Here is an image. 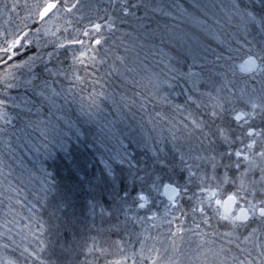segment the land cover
Segmentation results:
<instances>
[{
	"label": "trees",
	"instance_id": "16d2710c",
	"mask_svg": "<svg viewBox=\"0 0 264 264\" xmlns=\"http://www.w3.org/2000/svg\"><path fill=\"white\" fill-rule=\"evenodd\" d=\"M152 1L158 3V0ZM35 2L36 0H0V21L5 22L6 14L8 13L11 18L10 21L13 23L19 20L20 17L27 15L26 19L34 18V22L18 35H23L26 31L33 32L41 23V19L37 15L40 8H38L39 5L34 7L33 3ZM48 2L53 1L49 0L46 3ZM162 3L164 5L160 7H148L146 8L147 11L145 9L140 10L136 14V17L142 18L141 22L146 20L151 29L153 28L154 30L156 25H160L162 31H164V25L168 27L172 22L164 24L163 22L166 21H162L159 10L154 9L173 8L174 16L175 14L179 17L181 16L180 25L183 24L184 26V30H182L183 37L179 39L182 42H179L178 48L183 53L185 70H187V65L193 64V57L196 60L193 69L194 71L199 69L198 72L202 68L209 69L218 67L219 65L230 66L231 71H229L227 79L231 81L229 89L236 96V93L242 86V79H244L243 73L239 76L237 64L247 57L246 53L248 50L261 37L258 35V28L254 25H248L247 31L245 30L244 21L241 19L234 5L240 3L243 7L247 4L254 11L258 12L261 10L260 0H163ZM177 4H179L178 7ZM192 17L204 20V22H197L199 24L193 26L189 22V19H192ZM127 20L130 28H124L128 33H133V35H123L121 31L113 33L110 36L109 44L106 45V47L110 48L107 63L102 66L97 65L96 77H85V82L83 83L73 79L71 75L72 69L69 67L73 63L69 62V58L65 56V53L58 54V58H56L55 46L41 48L35 44L31 45L33 51L29 52L28 55L38 53L42 57V60L35 62L33 71L37 75H40L41 79H48L55 91L60 94L55 96L51 91L48 92L51 103L46 101L48 107L41 119L45 120L50 128L53 126L57 127L58 124L55 125L57 118L68 117L74 124L73 127L77 129L83 128V132L80 130L83 135L84 127L87 125L81 120V117L86 115L82 113L84 111L83 105H76L77 110L68 106L73 103L72 101L76 102L82 97L83 101L86 102V104L84 102L85 107L92 109L94 107L93 101L99 98L97 94L101 92L106 94L107 91L112 89V85L115 84L122 83L124 85V87L119 88L117 91L124 93V96L130 98V100H135L137 93L140 96L148 97L146 91L142 92L140 90L145 89L141 84H131L134 74L132 65L137 66L139 63L151 65L153 59L158 57L160 59L162 45L158 43L160 40H157L158 36L156 37V35L143 37L140 33L141 37L136 38L137 36L135 37L133 30H130L134 29V24L138 21L132 23L135 21L132 17L127 18ZM203 24H206V27L208 26V30L203 29ZM224 25L226 28L223 30ZM138 29L140 30V28ZM179 29H177V32L173 30L171 35H177ZM23 43L26 48L29 47L26 42ZM125 45H128L130 48L127 52L125 51ZM7 46L8 42L0 43V48ZM17 48H19V45ZM48 53L53 54L51 60H49ZM111 56L114 58V62ZM117 56L124 57L123 62L117 60ZM217 57H220V59L217 60ZM228 57H231V59H228ZM0 58L7 61V63H0V98H4L5 96L9 98L7 111L9 117L12 118L16 117L19 111V109L12 106L13 103L19 102L25 94L33 96V98L35 97L31 87H7L9 84L7 79L16 70L27 73L32 72L23 63L28 59V56L23 54V49H20V56L18 58L13 57L11 60H8V57L4 56L2 52H0ZM115 60L117 62L115 65L116 69L119 67L121 69L119 68L120 70L113 72L110 77L105 76V73L112 70L110 66L113 65L112 63L115 64ZM61 61L65 63L61 65V68L68 70L69 75L49 76L48 73L43 71L45 65L53 69L58 67L60 65L58 63ZM122 67L125 68L124 71H122ZM144 68L146 70L145 66ZM75 69L79 75L85 76L81 65H75ZM89 71L92 70L89 69ZM120 73H123V76ZM239 77L242 78L240 79ZM95 79H99L100 82L95 83ZM216 79L219 83V78L216 77ZM106 84L108 85L107 87L105 86ZM177 88L180 89L179 87ZM133 90L136 91L134 94H128ZM205 90L212 91L213 97L216 96L214 88L201 89V91ZM227 92L228 89H225V94ZM181 93H183L182 90ZM64 94L68 95L67 103L63 97ZM194 95L195 98L202 101L204 106L198 108L195 104L188 102L185 108H174L173 105L177 104L182 98L184 100L180 105H185L187 97L184 94L182 97H179L178 101L174 100L171 104L158 103L155 101V97H149L152 102L148 105L147 109L137 108L135 110L137 112L136 115L140 116V113L148 114L153 113V111H161V113L164 112L166 115L174 118L182 115V120H184V123H187L189 122V112L192 113L193 118L199 117L202 114L206 115L208 108L213 103L210 97H200L198 93ZM66 108H69V111ZM108 121L105 118H101L99 123L94 121L99 134L98 138H93L96 140L101 138L100 142L102 143L103 139L107 140L103 145L109 149H115L116 145L121 143V141L129 143V139H120L119 135L108 136L107 125L111 124ZM184 123H182L181 127L180 125L176 126L177 134L178 132L180 133V130H183ZM187 124L190 125V123ZM7 127L8 134L0 135V264H8L10 260L14 261L15 264H62L67 259L84 262V264H96V262L97 264H104L112 257L111 253L114 250L118 248L119 250L122 249L121 245L126 247L128 244L134 242L135 247H139L141 244L144 245L147 242H152L150 237L157 234H160L159 236L166 235L165 238L174 241L176 238L185 236V233H190L191 231L202 233L203 235H206V233L210 234L214 245L229 250L228 253L233 254L240 260L248 261L247 264L249 262L251 264H264V244H260L259 246L249 245L247 241H244L236 233L229 236V231H232L230 223L218 219L214 205L208 206L207 201H205V212L208 220L205 223L204 214L198 210L192 211V208L197 206V198L195 196H193L191 201H188L187 196L180 201L183 212L187 213V215H184L172 201L165 199L161 194L153 192L151 193L153 203H149L145 209H139L137 204H132L129 207L130 214L126 211L125 219L124 213L119 214L118 226L112 227L113 224H117L116 217H108L107 212H101L100 206H97L93 211L87 204V199H90L87 196L89 182L95 183V177L101 175L99 167L103 164L100 160V153L92 149L93 147H90L91 143H93L92 138H90L89 143L85 144L86 146H81L83 149H80V146L72 148L68 146L67 137L64 134L45 138L41 136L38 129L30 128L26 132H21L19 129L22 125L17 119H13L12 125ZM63 127L67 129L69 126L64 125ZM62 136L65 141L61 139ZM71 139L80 140L81 138L79 136V139H77V136H73ZM163 139L166 150L171 149L172 144L169 138L164 137ZM143 143L146 145V142ZM153 143H157V146H159L155 138ZM62 145L67 146V151L64 150ZM144 148L142 150L136 148L130 150L136 151L138 155H144L145 153L150 155L151 144L148 143ZM182 151L188 152L189 150ZM100 152H103V149H100ZM189 163L196 164L195 161L191 160ZM193 171H197V169L193 167ZM47 173H52V178L61 187L78 186L79 198L76 214L82 218V226L76 225L72 227L62 222L64 219L63 210L57 213L61 217V220L56 221L49 215L52 210L50 205L44 208L41 207L46 182L49 179L46 175ZM184 174L187 175L186 172ZM195 182L194 178V184ZM192 191H196L195 187H192ZM188 195H192V192H189ZM198 195L206 196L199 193ZM105 200H107V197H105ZM103 202L101 201V203ZM138 203L141 202L139 201ZM84 208L89 210L87 214L83 212ZM105 210L109 211L110 209H107L105 205ZM165 211L168 213L167 217L169 221H173L169 223V226L165 223L160 226L155 225L157 218ZM90 212L91 215L89 214ZM151 214H154L153 218H151ZM53 224H59V227L54 228L52 227ZM70 228L71 230H69ZM178 229H183L184 231L180 232ZM98 233L105 238L102 244H107L108 247L105 250L106 253L103 254L106 258H103L104 256L99 257L102 253L97 254L96 257L85 253L86 249L88 250L91 246V242L97 243ZM237 237L239 238L237 239ZM206 238L209 241V237ZM159 241L156 239L157 243ZM171 241H169V246H172ZM162 242H160L161 246L165 243ZM69 248L73 250L72 253L66 251ZM168 251L171 250L168 249ZM182 254L185 253L182 252ZM167 256L175 260L177 258L176 255L172 257V253H168ZM133 261L135 262L132 264H140L141 260L136 257ZM186 261L188 263L187 259ZM193 264H197V262Z\"/></svg>",
	"mask_w": 264,
	"mask_h": 264
},
{
	"label": "snow or ice",
	"instance_id": "6c2138e0",
	"mask_svg": "<svg viewBox=\"0 0 264 264\" xmlns=\"http://www.w3.org/2000/svg\"><path fill=\"white\" fill-rule=\"evenodd\" d=\"M260 3L261 10L258 12L247 4L243 7L240 3L234 5L244 21L245 30L247 31L248 25H254L258 28V35L261 37L248 50L246 53L247 58L239 65L241 71L251 74L253 79H255L257 74L264 75V0H260ZM58 7H63L62 4L58 3V0L57 2H48L40 6L37 15L43 19ZM138 7L139 5L132 3L131 0H110L108 7L104 9H100L99 5L96 4L75 0L71 7L66 9L69 12L75 9L77 11L93 12L94 14L103 11V15L97 14L95 20H89V27L85 28L81 33L84 39L74 38L67 42L69 46H79L78 54L76 52L72 53L73 64L69 66L72 69L71 75L73 79L83 83L85 82V77H96L97 65L102 66L107 63L110 48L106 47V45L109 44L110 36L117 31H121L118 27V22L119 24H127V18L133 17L138 21L137 27L144 30L145 36L154 33L149 24L141 22L142 18L136 17L135 12L132 11ZM145 7H148V5H145ZM108 8H111L112 11L109 12ZM39 31L37 29V32ZM123 35L131 36L133 33H123ZM27 37L28 33L18 35L8 42L7 47L0 48V52L8 57V60H11L13 57L18 58L20 49H23V54L28 56V59L23 63L33 73L32 78L25 83L32 88L35 98L25 94L19 102L13 103L12 106L19 109V111L16 117L12 118L9 117L7 111L9 98L7 96L0 98V125H2L0 126V135H7V126L12 125L13 119H17L22 125L19 129L21 132L34 128L38 129L41 136L45 138L57 136L59 135L58 129L55 127L50 128L48 123L41 117L45 115L48 103H51L48 92L51 91L55 96L60 94L55 91L48 79H41V76L33 71L35 62L42 60V57L38 53L28 55L29 52L33 51L31 48L33 41ZM23 42H26L29 47L26 48ZM18 45L19 48H17ZM58 47L63 48L64 45L61 44ZM129 50V46L125 45V51ZM67 51L65 49L66 53ZM47 55L49 60H51L53 54L48 53ZM116 59L123 62L124 57L117 56ZM219 59L220 57H217V60ZM228 59H231V57H228ZM0 63H7V61L0 58ZM77 64L83 67L84 77L76 71L75 65ZM195 64L196 60L193 57V64L187 65V70H185L184 60L178 54L174 58V62L170 61L167 64L165 78L160 80L157 76L153 83V90L148 93V97H140L141 103L139 107L147 109L152 102L149 97H156L161 85H166L170 90L179 87L187 97L185 105H173L176 109L185 108L188 102L195 104L198 108L204 106L200 99L195 98L194 94L198 93L200 97H210L213 103L208 108L206 115L202 114L193 118L192 113L189 112L190 125H183L185 129L183 137L173 133L171 135L172 148L167 150L162 138L158 142L159 146H157V143L152 144L150 155L147 153L138 155L136 151L130 150L133 148L138 149L142 142H146L143 138L137 139L136 129L132 127H129V135L125 137L129 139V144L124 145L121 141L122 150L113 151L105 147L99 140L94 139L90 147L99 145L97 152L100 153L103 169L101 170V175L95 177V183L89 182L87 196L90 199H87V204L93 211L97 206H100L101 212H105L106 205L107 209H110L106 213L107 216L117 218V224L112 225L115 228L119 224L118 215L126 213L132 204H137L138 207L144 208L146 203L150 202L149 196L145 195L146 192L149 194L153 192L160 194L161 189H163V194L167 195L169 200L184 215H187V213L183 212L180 201L185 196L188 197V201H191L193 196H195L197 198V206L193 207L192 211L198 210L204 214L205 223L208 220L205 212V201H207L208 206L213 203L217 206L215 212L218 219L229 221L233 232L240 228L248 230V236L245 237V240H247L258 231L264 229V128H260L257 131L253 123L249 122L259 119L264 124V80L260 82L257 95L246 97L242 89L241 95L236 97L229 89L231 81L227 79L228 73L231 71L230 66L219 65L209 69L202 68L199 72H196L193 71ZM110 67L112 70L105 73V76L110 77L113 72L118 71L115 64ZM89 69L92 71H89ZM43 71L48 73L49 76L68 75V70L66 69L57 68L53 71L46 65ZM120 75L123 76V73H120ZM216 77L219 78V83ZM13 79L15 78L13 77ZM34 81H39V83L36 84ZM94 82L99 83L100 81L95 79ZM12 86L11 84L7 85L9 88ZM105 86L107 87L108 85L106 84ZM122 87H124L122 83L112 85L113 92ZM202 88H214L216 96L213 97L212 91H201ZM225 89H228L227 94H225ZM252 91L256 93L255 86ZM179 94L176 93V95ZM97 95H103V92ZM121 99L127 100L128 98L121 94ZM158 99L166 104L172 103L168 98V94H164ZM65 102L67 103V101ZM237 102L250 108V111L245 112L243 109L234 107L229 110L226 107V105H233ZM132 103H135V101H132ZM127 106L125 104V107ZM233 113L235 122L243 120V124L238 123L239 132L232 127L230 121L225 122V115H232ZM156 115L161 116V113L157 112ZM217 120L224 123L217 124ZM196 132L199 133L198 139L203 138L200 141L201 143H203L204 139L207 140L208 147L203 149L207 155H192L191 149L188 152H184L180 147H177L179 140H190ZM75 134L77 139L82 135L79 129H77ZM257 137L259 138V144ZM245 140L248 142L245 143ZM237 144L242 145V147H235ZM62 147L67 151L66 145H62ZM257 147L258 150H256ZM100 149H103V152H100ZM190 160L202 163H189ZM193 167L197 171H193ZM185 172L187 175L184 174ZM46 175L49 179L46 182L41 207L44 208L50 205L52 210L49 215L56 221L61 220L57 213L63 210L64 219L62 222L72 227L76 225L82 226V218L76 214L79 198L78 186L61 187L52 178V173H47ZM192 187H195L196 191H192ZM189 192H192V195H188ZM198 193L206 194V196H200ZM105 197H107V200H105ZM222 197H226V199ZM101 201L104 202L101 203ZM139 201H142V203H138ZM234 207L238 209V212L233 211ZM221 208L223 209L222 212L220 211ZM253 224L256 226L253 227ZM52 227L58 228L59 224H53ZM178 231L183 232L184 230L178 229ZM88 250L91 251L92 248L89 247ZM66 251L72 253L73 250L69 248ZM8 264H15V262L10 260ZM62 264H84V262L67 259ZM153 264H156V262L154 261Z\"/></svg>",
	"mask_w": 264,
	"mask_h": 264
},
{
	"label": "rangeland",
	"instance_id": "374dc122",
	"mask_svg": "<svg viewBox=\"0 0 264 264\" xmlns=\"http://www.w3.org/2000/svg\"><path fill=\"white\" fill-rule=\"evenodd\" d=\"M47 1L49 0H36V2L33 3V5L34 7H37L39 5L38 8H40V6L44 5ZM52 1L57 2V0H52ZM74 2L75 0H58V3L62 4L63 7H58L57 9L53 10V12L49 13V15L43 19L40 18L41 23L39 27L37 28L40 30L39 32H37V29L34 30L33 32H28V31L25 32V33H28L27 38L29 40H32L33 44H35L38 47L42 48V47H48V46H55L56 54H57L56 58H58V54L65 53L66 54L65 56L69 58L68 60L70 63H73L71 59L72 53L76 52L78 54L79 46L78 45L69 46L67 42L74 38L84 39L81 33L85 28L89 27V20H95L97 14L103 15V11H100L97 14H94L93 12L83 11V10L77 11L75 9H73L70 12L66 11V9L71 7V5ZM82 2L96 4V5H99L100 9H104L108 7L110 0H82ZM131 2L139 5L138 8L132 10L135 12V15L139 13L140 10H143V9L146 10V8L148 7L155 8L157 6L160 7L164 5V3H162L163 0H158V3L155 1H154L155 3L153 1L151 2V0H131ZM145 5H148V7H145ZM178 5L179 4H177V7ZM108 10L109 12L112 11L111 8H108ZM173 11H174L173 8L172 9L159 8V14L162 17V21H166L163 23L164 24L168 22H172V23L169 24L168 27L167 25L166 26L164 25V31H162V27L160 25H156L154 29L155 34H152L154 36L156 35V37L158 36L157 40H160L158 43L162 45V48H161L162 57L160 56V59L159 57L153 59V63L151 65H147V64L143 65L141 63H139V65L137 66L134 64L132 65L133 67L132 71L134 72V74H133V79L131 81H134V83L132 82L131 84L132 85L141 84L145 89L144 90L140 89V90L142 92L146 91L147 94L153 90V83L155 82V78L157 76L160 78V80H163L165 78V74L167 73V64L170 61L174 62V58L178 54L183 59V53L181 52V49L178 48V45H179V42H182V40H179V39H182L183 37L182 30H184V26L183 24L180 25L181 16L179 17L177 14H175L174 16ZM6 15L7 17L5 19V22L0 21V43L10 42L21 31H23L27 27H30L32 23L34 22V18L26 19L27 18V15H26V16L20 17L19 20L13 23L12 21H10L11 18L9 16V13ZM132 19H135V18L132 17ZM136 21L137 20L135 19V21H133L132 23ZM143 22H146V20H144ZM189 22H191L193 26L194 25L196 26V24L202 23L204 22V20L192 17V19H189ZM218 23H219V20H218ZM137 25H138V22L134 24V29H131L130 31L133 30L135 37L137 36L136 38H140L141 34L143 35V37H145L143 29L139 30ZM212 25H216V24H212ZM202 26L204 30H208V26L206 27V24H203ZM118 27L121 29V33H128L124 27H126L127 29L130 28L128 24H119V22H118ZM225 28L226 26L224 25L223 30ZM177 29H179V33L177 35L174 34V36L171 35L173 33V30L177 32ZM215 33H218V32H215ZM61 44L64 45L63 48L58 47V45H61ZM65 49L68 50L67 53L65 52ZM112 61L114 62L113 57H112ZM243 61L244 59L239 61V63L237 64L239 76L242 75L243 73L239 67V65H241ZM58 64L60 65L56 68H53V71H55L57 68H61V65L65 63L64 61H61ZM116 64L117 62L115 60V65ZM144 66L146 67V70ZM119 68L121 69V67ZM119 68L117 69L120 70ZM62 69H65V68H62ZM124 70L125 68L122 67V71ZM198 70L196 72H198ZM32 75L33 73H27V72H23L20 70H16L9 75L7 81L9 82V84L13 85L10 88L30 87V86H27L25 82L30 80L32 78ZM13 77L15 79H13ZM239 78L241 79L242 77H239ZM262 80H264V75L257 74L255 75V79L251 77V80L249 79L247 81V82L250 81L249 82L250 88H248V91H247V88L244 87V84H245L244 83L243 86H241L239 91L236 93V97H239L241 95L242 89L246 97L257 95L259 93L260 82ZM245 81L246 79H244L243 82ZM34 83L38 84L39 82L34 81ZM254 86L256 87V93H253L252 91ZM135 92L136 91L133 90V91H130L128 94L132 95ZM176 93H180V94L176 95ZM121 94L124 95V93L122 92H119V91L113 92V90L111 89L107 91L106 94L99 95L98 100L93 101L92 99L93 101L92 104H94V107H92V109L85 107L86 102L83 101L82 97L76 102L72 101L73 103H71L68 107H73L76 109V105L81 104L83 105V108H84V111L83 112L81 111V112L83 114H86L83 117H81L82 118L81 120L87 125L85 124L86 126L84 127V133L83 135H80V138H81L80 140L71 139L73 136H76L75 133L77 131V128L73 127L74 124L72 123V121L69 120L68 117L57 118V120H55V125L56 124L58 125L57 127L56 126H53V127H55L56 129L58 128L59 134H64L67 137L68 146L72 148L76 146H80V149H83L81 148L82 145L86 146L85 144L90 142V138H92L93 140H94L93 137L98 138L99 132L96 129L95 122L99 123L101 118L108 119L109 120L108 122L111 123L107 125L108 131H109L108 136L110 135L118 136L119 135L120 139L124 138L123 140L126 139L125 136L129 135V132H128L129 127L136 129V133L138 134L137 139L143 138L144 140H146V145L149 143L151 144V146L153 144L154 138L157 139V141L159 142L162 138L165 137V138H169V141L171 142V135L173 133L177 136L183 137V134L185 132L184 128L182 131L180 130V133L179 132L178 134L176 133L177 132L176 126L180 125L181 127L182 123H184V120H182L181 118L182 115L174 118V117H171L170 115H166L164 112L161 113V111H153V113L151 112L148 114L140 113V116H137L136 115L137 112L135 110H137V108H140L139 105H140L141 100L139 99L141 96L135 95V100H130V98L128 97H127L128 98L127 100H122ZM164 94H168V98L171 101H174V100L178 101L179 97L183 96V93H181V89L174 88L170 90L168 89L166 85H161L160 90L156 93L155 101L158 103L162 102V104H166L162 100L158 99V97L163 96ZM63 97L64 99H66V101H68V95L64 94ZM183 100H184L183 98L180 99L178 103L181 104ZM132 101H135V103H132ZM125 104H127L128 106L125 107ZM235 107L236 109H242L243 104L237 102L235 103ZM66 110L69 111V108H66ZM96 111H99V112H96ZM157 112L161 113V116H157L156 115ZM95 118L97 119L95 120ZM92 119H94L95 122L92 121ZM61 125L63 126L68 125L69 127L65 129ZM173 125H175V127H173ZM80 130L81 132H83V128L79 129V131ZM61 139L65 141L63 136L61 137ZM99 141H101V138H99ZM195 141L196 139H195V136L193 135L190 140H185V139L179 140L177 142V147H180L182 150H188L192 145L195 144ZM105 142H107V140L103 139V144ZM92 144L93 143H91V145ZM123 144L128 145L129 143L123 142ZM146 145L142 142L138 150H142ZM98 147L99 145H96L92 149L97 150ZM112 150L113 151L122 150L121 143H118L116 145V148L115 149L112 148ZM102 169H103V164L102 166L99 167L100 174H101ZM258 178L259 177L257 174V179ZM160 194H162V189H161ZM145 195L149 196V201H150L149 203L151 202L153 203L152 195L149 194L148 192H146ZM140 202L142 203V201ZM149 203H146L144 208H140V207L138 208L145 209L148 207ZM220 211L221 212L223 211L222 208L220 209ZM83 212L87 214L89 210L84 208ZM105 212L107 211L105 210ZM235 212H238V209H236ZM127 213L130 214L129 208L127 209ZM89 214L91 215V212ZM124 215H125L124 216V219H125L126 213H124ZM167 216H168V213L166 211L163 212L161 216L157 218L155 225L160 226L161 224L165 223L169 226V223L172 222L173 220L169 221ZM153 217H154V214H151V218ZM142 221H144V219H142ZM252 226L255 227L256 225L253 224ZM238 230L236 232H233V230L229 231L230 233L229 236H231V234L233 233H236L240 237H242L244 241H247L249 245L259 246L260 244H264V232H262L264 231V229L258 231L255 235L251 236L247 240H245V237L248 236V230H245L244 228H240V230L239 231ZM188 233L189 232L185 233V236L176 238V240L174 241H171L170 239L165 238L166 235L159 236L160 234H157L156 236L152 235L153 237H150L152 242H147L144 245L141 244L139 245V247H135L134 242L128 244V246L126 247H123V245H121L120 247L122 249L121 250H119V248L116 250L113 249L114 251L113 253H111L112 257L108 259L107 262L104 264H117V262H119V264H132L135 262L133 260L136 257H138V259L141 260L140 264H153L154 261L156 262V264H169V262H171V264H188V263L193 264L195 262H197V264H201V263H205V264H247L248 261L240 260L233 254L228 253L229 250L224 249L222 247L219 248L216 245H214L210 237V234L206 233V235L205 234L203 235L202 233H196L194 231H191L189 234ZM98 236H97L98 238L97 243L91 242L90 247L92 248V250L89 251L86 249L85 253L94 255L95 257L97 256V254L99 255V253H102L99 257L104 256L103 254L106 253L105 250H107L108 247H107V244H104V245L102 244L105 241V238L102 237L99 233H98ZM206 237H209V241L207 240ZM156 239L160 241L157 243ZM162 241L165 243L162 244L161 246L160 242ZM169 241H171L172 246L171 245L169 246L170 244ZM168 249L171 251H168ZM182 252H184L185 254H182ZM168 253H172V257L176 255L178 260L177 258L176 260L171 259V257L169 258L167 256ZM103 258H106V257L104 256ZM186 259L188 260V263Z\"/></svg>",
	"mask_w": 264,
	"mask_h": 264
},
{
	"label": "flooded vegetation",
	"instance_id": "af4514ba",
	"mask_svg": "<svg viewBox=\"0 0 264 264\" xmlns=\"http://www.w3.org/2000/svg\"><path fill=\"white\" fill-rule=\"evenodd\" d=\"M246 59V58H245ZM244 59V60H245ZM243 74H244V79H246V81L245 82H243L242 83V86H243V84H244V87H246L247 88V91H248V88H250L249 87V82H247L249 79L251 80V77H252V75L251 74H249V73H246V72H243ZM244 79H243V81H244ZM248 79V80H247ZM253 83V82H252ZM226 107H228L229 108V110H231V108H236L235 107V104H233V105H226ZM242 109L245 111V112H247V111H250V108H247V107H245L244 105H243V107H242ZM233 116H234V113L232 114V115H225V122H227V121H230L231 122V124H232V127L233 128H236L237 129V131L239 132L240 131V129L238 128V123L239 124H242V122H243V120L242 121H240V122H235L234 121V119H233ZM250 123H253V126L254 127H256L257 128V131H259V129L260 128H264V124H262L261 122H260V120L259 119H257V120H255L254 122L253 121H249ZM187 123H190V121L189 122H187ZM187 123H184V124H187ZM216 123L217 124H222V123H224V122H222V121H220V120H217L216 121ZM245 127H247V126H245ZM194 136H195V139H196V141H195V144L194 145H192L189 149H191V152L192 153H194L195 155H207V153L206 152H204L203 151V149L204 148H207L208 147V143H207V140L206 139H204L203 140V143H201L200 141H201V139H203V138H200V139H198V137H199V133L198 132H196V133H194L193 134ZM257 140H258V144H259V138L257 137ZM248 141L247 140H245V143H247ZM235 147H242V145H240V144H237V145H235ZM188 149V150H189ZM187 150V151H188ZM256 150H258V147H257V149ZM234 159H235V157H233ZM202 163V162H200V161H195V163ZM162 197H164L165 199H167V200H169V198H167V197H165L164 195H163V189H162ZM206 195V194H205ZM223 199H226V197H224ZM213 205H214V207H215V210H216V208H217V206L213 203ZM223 210V209H222ZM233 211L235 212L236 211V208L234 207V209H233Z\"/></svg>",
	"mask_w": 264,
	"mask_h": 264
},
{
	"label": "water",
	"instance_id": "95a60500",
	"mask_svg": "<svg viewBox=\"0 0 264 264\" xmlns=\"http://www.w3.org/2000/svg\"><path fill=\"white\" fill-rule=\"evenodd\" d=\"M243 63V62H242ZM243 72V71H242ZM165 197H167L168 198V196L167 195H165V194H163Z\"/></svg>",
	"mask_w": 264,
	"mask_h": 264
}]
</instances>
